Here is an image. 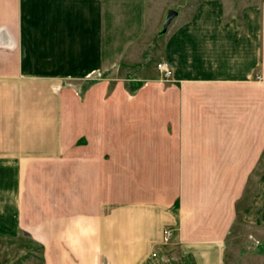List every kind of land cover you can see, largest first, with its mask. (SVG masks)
Listing matches in <instances>:
<instances>
[{"label":"crops","instance_id":"obj_1","mask_svg":"<svg viewBox=\"0 0 264 264\" xmlns=\"http://www.w3.org/2000/svg\"><path fill=\"white\" fill-rule=\"evenodd\" d=\"M110 2L0 0V233L53 235L37 243L53 264H150L172 244L181 260L225 264L235 177H260L240 216L264 226V0L239 11L201 0L180 12L140 59L120 64L111 94L100 72ZM88 78L82 105L74 84ZM61 192L68 205L57 204Z\"/></svg>","mask_w":264,"mask_h":264},{"label":"rangeland","instance_id":"obj_2","mask_svg":"<svg viewBox=\"0 0 264 264\" xmlns=\"http://www.w3.org/2000/svg\"><path fill=\"white\" fill-rule=\"evenodd\" d=\"M201 0H111L109 6V19H108V37L109 42L107 44L108 51V67L107 69H102L100 72L103 77H110L108 82L110 83V94L112 88L115 87V81L111 80L112 75L122 68L120 64L135 63L138 59L141 58L144 51L147 52L148 45L150 41L155 37V34H165L171 27V23L166 32H162L163 25L165 22V17L167 11L170 8H175L182 14L184 11H191ZM226 4L228 11L240 10L243 6L258 2L260 0H222ZM178 13V14H179ZM177 17V16H176ZM135 41V44H133ZM125 45L121 48L122 45ZM153 44V43H152ZM105 54V53H104ZM124 60V61H122ZM126 70V69H125ZM101 76V77H102ZM261 76V75H260ZM168 79L166 81H172ZM77 82V81H76ZM96 82L95 78H88L83 81H78L74 84V87L77 90V100L83 105L84 96L87 88L91 83ZM128 83V82H127ZM126 88L130 86L127 85ZM82 145V152L83 146ZM80 145V146H81ZM65 164V163H64ZM82 164V163H81ZM63 172L65 173L64 177H59L61 179V184H67L69 182V167L68 165L62 166ZM72 168H75L73 165ZM83 164L79 163L76 166L77 173L81 172V175L76 176V185L78 188V194L83 197ZM52 174V166L47 170ZM30 194L33 197L32 200L36 201V194L42 193V191H33L34 188L43 189L42 186H37V181L41 183L43 177L37 175V170H30ZM233 177H230L232 180ZM259 176L249 178L248 183L245 181V176L235 177L236 186H237V220L232 227L230 234L225 240L224 250L225 264H264V226L257 227L246 224L241 220L240 210L241 207L246 204V195L251 193V190H255V186L259 181ZM72 179V178H71ZM41 181V182H40ZM49 182L45 188L51 186L53 181ZM247 187V194L245 195V189ZM51 190L48 191V196L52 197ZM61 196V198L59 197ZM67 193L61 192L56 196L57 201L65 200L63 196ZM42 196V195H41ZM55 197V195L53 196ZM81 199V198H80ZM57 202L60 203V202ZM67 205L69 204L66 199ZM37 202V201H36ZM44 203L52 204V199H43L41 197L39 204ZM56 205V201H54ZM61 204V203H60ZM79 205H81L79 203ZM83 206V205H82ZM42 208L45 209L44 212L52 211V208L47 210L44 207L36 208V210L42 213ZM56 210V209H55ZM62 210V209H61ZM67 210V209H65ZM174 231L172 230L171 236L166 240L163 239V243H171L173 239ZM55 236V235H54ZM44 238H49L48 242L53 243V235H32V233L23 230L19 235H5L0 233V264H53V260H56V257L52 255L51 250H44L40 246L39 242L44 241ZM56 243V240L55 242ZM172 244L171 248L167 251H160L155 255L150 262V264H195L192 261H184L178 258L176 255L177 251ZM56 263V262H55Z\"/></svg>","mask_w":264,"mask_h":264},{"label":"built area","instance_id":"obj_3","mask_svg":"<svg viewBox=\"0 0 264 264\" xmlns=\"http://www.w3.org/2000/svg\"><path fill=\"white\" fill-rule=\"evenodd\" d=\"M157 69L160 71L161 77L164 80L172 79L174 75L173 67L171 64L165 60H161L157 63ZM258 78H261L260 75H258ZM172 234V228L166 227L164 229V239H168ZM157 255V252L153 253V256Z\"/></svg>","mask_w":264,"mask_h":264},{"label":"water","instance_id":"obj_4","mask_svg":"<svg viewBox=\"0 0 264 264\" xmlns=\"http://www.w3.org/2000/svg\"><path fill=\"white\" fill-rule=\"evenodd\" d=\"M178 13H179V11L177 9H175V8H170L167 11L162 32H166L167 31L170 23L172 22V20L174 19V17H176L178 15Z\"/></svg>","mask_w":264,"mask_h":264}]
</instances>
